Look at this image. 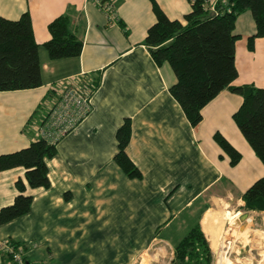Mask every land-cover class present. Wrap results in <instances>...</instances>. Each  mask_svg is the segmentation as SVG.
I'll return each mask as SVG.
<instances>
[{
	"label": "crops",
	"instance_id": "crops-1",
	"mask_svg": "<svg viewBox=\"0 0 264 264\" xmlns=\"http://www.w3.org/2000/svg\"><path fill=\"white\" fill-rule=\"evenodd\" d=\"M100 1L113 4L110 18L96 0H0L1 18L14 21L29 13L42 79L35 89L0 92V156L37 139L34 124L53 101L52 87L82 76L98 83L89 114L46 160L49 188H26L30 211L0 226V243L26 244L27 261L38 264H141L144 256L146 264L163 257L169 264L174 246L195 223L207 239L206 214L213 218L232 204L244 205L241 196L264 176V166L232 119L240 96L221 91L201 109L200 123L190 125L169 93L176 83L172 69L168 63L158 66L144 45L156 20L151 2ZM155 2L170 20L183 22L191 10L189 0ZM61 15L69 16L82 51L77 58L51 60L43 44L50 40L48 24ZM254 33L250 12L240 14L233 86L264 89V38L252 50L247 46ZM126 118V154L141 179H128L114 163L116 131ZM215 133L241 154L236 166L214 141ZM24 172H0V208L13 203L18 179L26 184ZM3 252L0 264H11Z\"/></svg>",
	"mask_w": 264,
	"mask_h": 264
},
{
	"label": "trees",
	"instance_id": "trees-1",
	"mask_svg": "<svg viewBox=\"0 0 264 264\" xmlns=\"http://www.w3.org/2000/svg\"><path fill=\"white\" fill-rule=\"evenodd\" d=\"M155 15V23L147 30L144 45L154 62L160 66L168 63L176 83L169 93L179 104L192 127L202 120L201 109L221 91L241 97L242 102L232 119L242 137L264 166V89L252 85L233 86L237 77L234 65V34L237 17L250 12L255 33L248 38L252 50L256 39L264 38V0H215L213 10L209 0H189L191 10L183 22L170 20L155 0H149ZM50 40L43 44L51 60L77 58L82 51V40L72 28L67 15H61L48 24ZM39 45L34 38L32 21L28 12L17 20L0 17V92L31 90L42 85L38 58ZM98 83L91 79L90 89ZM49 97L53 98L50 91ZM47 110L40 113L35 123L41 124ZM117 153L114 163L128 179H141L139 169L126 154L131 138V123L125 119L115 135ZM216 144L228 156L230 166H236L241 154L219 133L213 136ZM58 143V142H57ZM57 143L37 138L26 148L0 156V172L23 168L26 184L18 179L14 187L18 192L13 203L0 208V226L26 215L32 205V197L25 195L26 188L48 189L46 160L56 155ZM242 210L264 211V176L256 180L241 196ZM207 234V233H206ZM12 246L29 247L22 242L10 241ZM4 259L10 261L6 252ZM212 252L201 229L195 223L176 243L169 264H211Z\"/></svg>",
	"mask_w": 264,
	"mask_h": 264
},
{
	"label": "built area",
	"instance_id": "built-area-1",
	"mask_svg": "<svg viewBox=\"0 0 264 264\" xmlns=\"http://www.w3.org/2000/svg\"><path fill=\"white\" fill-rule=\"evenodd\" d=\"M96 2L107 17L110 18L113 15V4L110 1L96 0ZM208 4L213 10L215 0H209ZM84 77L73 81L67 80L51 88L53 101L47 109V115L41 124H34L37 138L57 143L89 114L91 81H86ZM0 250L9 254L11 264H38L27 261L24 248L14 247L8 240L0 243Z\"/></svg>",
	"mask_w": 264,
	"mask_h": 264
},
{
	"label": "rangeland",
	"instance_id": "rangeland-1",
	"mask_svg": "<svg viewBox=\"0 0 264 264\" xmlns=\"http://www.w3.org/2000/svg\"><path fill=\"white\" fill-rule=\"evenodd\" d=\"M207 198L208 196L204 197V200ZM203 204L204 203L201 201L197 209L194 210V213L197 214L202 209V206H204ZM232 205L229 206L228 210H220L222 211L221 214L217 213L216 216L213 217L214 221L213 219L211 220V222L215 223H213V226L211 223L207 226V221L210 219L211 215L209 213L205 215L203 226L205 234L207 233V241L212 252L211 264H248L249 260H253V263L257 264L255 255H257L256 253H258V251L251 253V249L253 246L264 243V214H253L242 210L241 207L235 206V204ZM228 211L229 213H227ZM243 215L247 217L245 221L241 220V216ZM235 217L237 219L234 220V224L232 225L235 231L238 232L228 231L229 227H231L230 219ZM235 227H237V229ZM208 228H210V230ZM245 229L248 231H246L247 234L239 233ZM208 233L214 235L216 238L213 239ZM260 247L264 248V244L260 245ZM144 258L145 260H143L141 264L148 263L149 258L147 256H144ZM165 258L163 257V261L159 259L156 264H167L168 259L166 258L165 260ZM257 258L259 259L260 257Z\"/></svg>",
	"mask_w": 264,
	"mask_h": 264
},
{
	"label": "bare ground",
	"instance_id": "bare-ground-1",
	"mask_svg": "<svg viewBox=\"0 0 264 264\" xmlns=\"http://www.w3.org/2000/svg\"><path fill=\"white\" fill-rule=\"evenodd\" d=\"M209 214H211V213H209ZM247 218V217H246ZM245 218V219H246ZM213 218L212 217H210V219L207 221V226L209 225V223H212L211 222V220H212ZM237 218L235 217V218H233V219H230V225H231V227H229V230L228 231H231V232H238V231H235V229H234V226L232 225V224H234L233 222H234V220H236ZM244 219V220H245ZM214 221V220H213ZM211 225V224H210ZM236 229H237V227H235ZM209 230H210V228H208ZM244 229V228H243ZM240 230V229H239ZM213 231V230H212ZM246 231H247V229H245L244 231H241V232H239V233H241V234H245L246 233ZM248 232V231H247ZM247 234V233H246ZM208 235H211L210 233H208ZM212 237H213V239L214 238H216L214 235H211ZM228 236V235H227ZM216 240V239H215ZM264 244V243H263ZM262 243H260V244H258L257 246H253L252 247V249H251V253H254V252H256V251H258V253H256L257 255H255L256 256V259H257V264H264V248L262 247H260V245H263ZM257 257H260L259 259L257 258ZM248 264H256V263H253V260H249V263Z\"/></svg>",
	"mask_w": 264,
	"mask_h": 264
},
{
	"label": "water",
	"instance_id": "water-1",
	"mask_svg": "<svg viewBox=\"0 0 264 264\" xmlns=\"http://www.w3.org/2000/svg\"><path fill=\"white\" fill-rule=\"evenodd\" d=\"M246 218V215L241 216V220H244Z\"/></svg>",
	"mask_w": 264,
	"mask_h": 264
}]
</instances>
